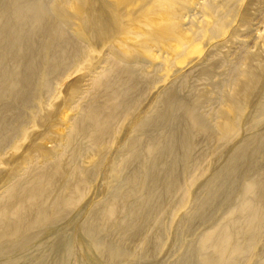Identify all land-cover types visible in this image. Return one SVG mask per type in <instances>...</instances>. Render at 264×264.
<instances>
[{"label":"bare ground","instance_id":"6f19581e","mask_svg":"<svg viewBox=\"0 0 264 264\" xmlns=\"http://www.w3.org/2000/svg\"><path fill=\"white\" fill-rule=\"evenodd\" d=\"M238 1L0 0V264H264V33L204 112Z\"/></svg>","mask_w":264,"mask_h":264},{"label":"rangeland","instance_id":"374dc122","mask_svg":"<svg viewBox=\"0 0 264 264\" xmlns=\"http://www.w3.org/2000/svg\"><path fill=\"white\" fill-rule=\"evenodd\" d=\"M250 4L251 5L253 4L254 6H251ZM231 7H232V10H234L236 12L233 23L230 26L228 32H226L225 36L220 38L218 41L222 42V40H224L229 35L231 30L235 27H238L240 31H239L238 36L234 40V43L231 44L230 47L226 50L228 53L225 52V54L229 55V58H227L229 61H227V59H226L227 66L224 68L225 74H227V75L223 76L222 78H219L218 81L220 83V86H219V88H216L214 90V92L212 93V95L210 97V102L207 105L208 108L206 110H204V112L206 114H208L209 116L213 115L215 113V111L218 109V107L221 105L222 98H221L220 94L223 91H227V90L231 89L233 84L236 82V79H238L239 70L244 67L246 53L253 51L255 49V45L257 43H260L261 36L264 33V23H263L264 22V0H239L235 4L232 3L230 8ZM244 12H247L251 16V18L254 19L252 24L256 23L255 25H250V26L244 27L240 24V19H241L240 16ZM209 28L211 29L212 26H209ZM153 55L156 57V66H162L165 63V59L161 58L159 56V53L154 51ZM74 62H76V63H74ZM83 63H84V58H80V59L73 61V63L71 64V66L67 72H69L70 70L71 71L69 73L66 72L67 74L66 73L64 74V76L67 75V77L63 76L64 78H62V80L58 83V85L55 86V90L58 89V90H56V92L62 90L69 83L77 80L80 77L79 68H80V66H82ZM229 63H231L232 65ZM177 66L179 67V70L177 71L176 76L178 78H182V77H185L189 72L192 71V68L194 65L184 63V64H175L174 67H177ZM71 72H73V73H71ZM68 74H70V75H68ZM168 84H169V80H166L165 82L163 81V82L157 84V88L159 87L160 90H164ZM83 88H86V86H83ZM160 90H156L153 94H151V96H149L143 102L140 109L142 110V112L144 114L148 113L151 110L152 106L155 105L157 97L162 92ZM97 102H98V98H92V101L90 104L94 105ZM38 104H39V101H37V100L34 101L33 111L37 110L36 108H37ZM136 126H137V122H134L131 125L130 129L125 133V135L121 139L119 146H116V147H118V149H120L122 146H124L127 143L128 139L130 137V132ZM114 157H115V154H110L106 160L111 161L112 159H114ZM98 176L95 178V185L97 186L98 190H101L103 180H102L101 176H99V179H98ZM92 204H93V201L90 203V205H92ZM89 210H90L89 208H88V210H86L85 214L82 216L80 221L77 223L76 227H78L85 220ZM73 260L75 261V259H73Z\"/></svg>","mask_w":264,"mask_h":264}]
</instances>
